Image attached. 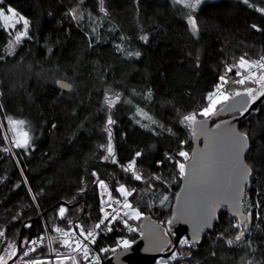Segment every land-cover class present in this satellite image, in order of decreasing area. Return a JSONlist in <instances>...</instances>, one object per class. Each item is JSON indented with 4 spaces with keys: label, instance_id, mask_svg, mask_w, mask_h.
<instances>
[{
    "label": "trees",
    "instance_id": "16d2710c",
    "mask_svg": "<svg viewBox=\"0 0 264 264\" xmlns=\"http://www.w3.org/2000/svg\"><path fill=\"white\" fill-rule=\"evenodd\" d=\"M8 7L29 21L30 38L9 54L14 37L0 17V229L5 231L0 255L7 251V241L20 247L40 237L44 243L28 256L56 255L52 249L66 252L47 236L60 237L55 228L69 230L79 224L90 229L98 222V180L107 182L113 198H122L116 191L121 185L135 189L128 199L165 228L169 248L175 233L167 223L181 177L168 157L176 159L175 151L185 144L180 119L205 104L225 64L244 54L252 60L264 56V13L258 10L264 0L203 1L191 12L197 35L189 29V11L172 0H103L105 11L99 0H0V9ZM73 9L75 18L69 14ZM145 35L147 42L140 39ZM136 52L139 57L128 55ZM59 78L69 81L71 90L59 89ZM105 95H119L120 100L109 109ZM139 108L149 120L138 121ZM7 115L30 123L29 148L9 147ZM109 116L115 122L110 127L117 163L105 160L107 152L100 147L108 143L104 128ZM239 129L249 137L245 159L252 175L242 200L245 215L251 214L250 227H231L239 220L223 208L194 247H181L178 241V259L172 264H236L246 252L264 264V102L239 122ZM136 152L141 153L136 169L144 181L121 168ZM169 191L172 197L161 206ZM61 205L67 209L63 219L58 216ZM103 229L90 245L100 264L112 254L101 253V248L115 247L120 237L138 236L122 224L111 232ZM240 231L245 235L229 246L226 241L235 240ZM31 246L25 243L20 253ZM77 258L88 264L80 254Z\"/></svg>",
    "mask_w": 264,
    "mask_h": 264
},
{
    "label": "snow or ice",
    "instance_id": "6c2138e0",
    "mask_svg": "<svg viewBox=\"0 0 264 264\" xmlns=\"http://www.w3.org/2000/svg\"><path fill=\"white\" fill-rule=\"evenodd\" d=\"M176 4L182 5L185 8L190 9L187 16V23L189 29L193 35H197L199 32V27L195 16L191 15V12L197 10L199 5L203 0H174ZM245 4L248 3V0H243ZM100 10L105 11L103 8V0H99ZM261 13H264V8L258 9ZM9 12L15 16V12L12 9H9ZM75 9H73L69 14L73 15L75 18ZM0 16H3V9H0ZM5 20L8 17H4ZM22 22V29L16 32L14 37V42H10L8 47L9 54H12L14 51V45H17L21 40L28 37V28L29 21L23 16H20L17 20V23ZM253 29L260 30L257 25L253 24L251 26ZM141 40L147 42L148 37L142 36ZM117 50H122L119 45H117ZM129 56L135 55L140 56L139 52L128 53ZM234 73L238 79L231 80L229 79L228 74ZM230 83L244 86V85H255L256 87H244L243 90L231 91L226 89V85ZM62 88L71 90L72 85L70 84H61ZM248 97L251 101H255L258 97L264 96V56L258 57L256 60H252L247 57L246 54L241 55L235 63L225 64L224 73L218 76V82L214 86L212 92H210L207 97V104L198 112H192L183 117L181 121L182 124L192 127L194 129L193 136L203 135L210 145L213 147L222 144L224 141H227L228 144V171H229V189L227 193H214L212 189L213 180L216 175V159L211 153H205L201 155L195 150L190 156L188 151L180 150L176 155L182 157L183 161L175 159V157L169 156V160H174V165L178 169V175L181 178H184L186 181V187L181 190V192L176 193L178 200L181 199L182 195L185 193H190L193 189H197L203 193L205 196L199 202L196 211L194 213H187L191 215L195 223L194 234L189 237H184L179 240V245L194 247L196 243L199 242V234L204 228H212V221L217 219V209L222 208L225 205H231V211L233 218L239 217L240 221L238 223L232 224L231 227L240 229L241 226L247 228L248 221L250 220L251 214L249 216H244L240 211V201L244 195V187L248 182V178L251 175L252 168L244 162L243 153L246 149L249 148V137L247 133L240 132L234 127L228 126L225 127L227 122H222L217 124L214 129H207V121L218 115V112L230 111L231 105L230 101L235 100L237 97ZM120 100L119 95H116L115 98H111L108 95H105V104L109 109L115 106V104ZM218 105H223L218 109ZM245 105L242 106L241 114L248 111V107ZM138 112L142 113V110L138 109ZM143 114V113H142ZM197 116L203 117V119H197ZM24 120H13L9 118V124L12 126L11 131L16 132L17 128H22L26 125ZM115 123L111 116L108 117L104 131L108 135V143L106 145H100L107 152V155L104 156L105 160L111 159L113 163H117L115 159L114 147L111 143L112 133L111 125ZM55 127V125H53ZM7 139V137H5ZM14 146L16 148L27 149L31 145V136L28 131H21L19 135L13 140ZM186 143V142H182ZM3 151L9 152L10 148H4ZM141 156L140 152H136L135 156L126 165H121L122 171L126 173H131V178L140 181L143 177L138 173L136 169V160ZM163 163L158 162V164ZM95 175V173H93ZM155 180H161L159 176H153ZM99 187L107 191V185L103 180H98ZM83 191V189H81ZM116 191L120 194L122 199L113 198L109 194V201L114 199V202L118 207L112 208V203L109 201H101L102 207L101 212L103 216L99 218L98 222L90 229H86L83 225L77 224L74 228L69 230L55 228L54 231L60 233V237L50 238L49 243L53 240H57L62 247L67 249L66 252L61 253L52 249L56 252L55 261L56 264H80V260L77 259V254H80L83 261H87L88 264H92L95 261V264H100V256L98 254L93 255L90 245H94L97 240L99 232L97 230L101 229V226L104 225V231L111 232L114 230L117 224H122L124 228L129 233L136 232L138 229L130 223V221H139L143 218V213L139 210L138 207H134L132 202L128 197L132 196L135 189H127L124 185H121ZM29 192L31 189L29 188ZM33 201H35L36 196H32ZM169 201L168 195H163V198L160 200V205L164 206L166 202ZM104 204H107L109 208H112V211L109 212L103 207ZM67 209L61 205L58 210V216L63 219L65 217ZM186 210L180 208L177 210V213L174 215L173 220L168 221V223L174 222L176 219H180L185 216ZM17 217H13L16 219ZM71 224V221H68ZM31 225H25V227H30ZM224 233L221 232L220 236L223 237ZM245 235L244 231H240L239 234L235 237V240H227L226 243L231 246ZM0 238H5V231L0 229ZM7 251L4 255H0V264H8L9 260H13L14 257L18 255L20 249L24 246L25 243L31 244L32 246L28 248L27 251L23 252V256H28L29 253L34 252L36 247L39 244L44 243V237H40L38 240L24 241L21 243L20 247H17L12 242L7 241ZM250 243V242H249ZM122 247L123 249H128L130 247V241L128 239H121L116 247L113 248H101L99 251L101 253L112 251L116 252V249ZM179 255H183L180 253ZM178 253L172 252L170 257L167 260H163L160 264H170V261L177 260ZM24 264H51L50 261L36 258L27 260Z\"/></svg>",
    "mask_w": 264,
    "mask_h": 264
},
{
    "label": "water",
    "instance_id": "95a60500",
    "mask_svg": "<svg viewBox=\"0 0 264 264\" xmlns=\"http://www.w3.org/2000/svg\"><path fill=\"white\" fill-rule=\"evenodd\" d=\"M61 84H70L71 83L65 79L59 78L56 80V85L59 89L64 91H69V89L62 88ZM247 102L248 111L241 114L242 106ZM264 102V96L258 97L255 101H251L248 97H237L235 100L230 101L231 110L218 112V115L211 117L214 119L210 123V119L207 121V129H214L217 124L222 122H227L225 127L231 126L236 130L242 132L239 129V122L253 113L260 104ZM224 107L219 105L218 109ZM203 119L202 118H198ZM192 128V127H191ZM192 148L190 151V156L195 150L201 155L205 153H211L216 159V175L213 180L212 191L214 193H227L229 189V171H228V144L227 141H224L222 144L213 147L208 143L203 135L193 136L194 129L192 128ZM249 143V141H248ZM248 149L243 153V160L247 163L245 155ZM248 164V163H247ZM249 165V164H248ZM252 175V172H251ZM251 175L248 178V182L251 178ZM247 182V184H248ZM246 184V185H247ZM244 187V195L245 188ZM186 187V181L184 178H181L180 185L176 193L181 192L182 189ZM175 193V194H176ZM243 195V197H244ZM205 196V193L193 189L190 193H185L182 195L181 199L178 200L176 195L174 196L172 205L170 220H173L174 215L177 213V210L184 208L186 210L185 216L180 219L174 220L172 223H167L169 230L173 231L175 234L173 236V243L168 248L170 238L165 232V228L150 214L143 215V218L140 220L139 228L140 234L130 242V247L128 249H123L120 247L116 250L115 253H112L107 259L102 261V264H156V261L159 257L169 256L174 252L179 239L181 236L185 235L186 237L191 238L195 231V223L191 215L187 213H194L196 208ZM243 197L240 201V211L245 215L243 211L244 203ZM225 208L227 213L233 217L231 211V205L222 206V208L217 209V217ZM240 221L239 217H236ZM216 222V219L212 221L213 227ZM212 227V228H213ZM212 228H204L199 234V240L202 235L211 230ZM168 248V249H167Z\"/></svg>",
    "mask_w": 264,
    "mask_h": 264
},
{
    "label": "rangeland",
    "instance_id": "374dc122",
    "mask_svg": "<svg viewBox=\"0 0 264 264\" xmlns=\"http://www.w3.org/2000/svg\"><path fill=\"white\" fill-rule=\"evenodd\" d=\"M173 2H174V0H172ZM203 1H205V0H203ZM175 3V2H174ZM176 4V3H175ZM176 5H178V6H180V7H183L182 5H179V4H176ZM184 9H186V10H188L189 12L191 11L190 9H188V8H185V7H183ZM9 9H12V10H14L12 7H8L7 8V10L6 11H4L3 10V16H0L1 17V20H2V24H3V26L8 30V31H10L12 34H13V37H15V34H16V32H18V31H20L21 29H22V27L20 26L21 24H22V22H20V23H17V20L19 19V17H20V15L14 10V12H15V16H13L12 15V13L11 12H9ZM4 17H8V19L7 20H5L4 19ZM235 79H238V77L237 78H235ZM231 80H234V79H231ZM230 80V81H231ZM244 87H256L255 85H252V84H249V85H244V86H240V85H236V84H232V83H230L229 85H226V89H228V90H231V91H235V90H243V88ZM206 104H207V100H206V102H205V104L202 106V107H200L199 109H197V110H193V111H191V112H189V113H187V114H184L183 116H182V118L180 119V123H181V121L183 120V117L185 116V115H188V114H190V113H192V112H198L200 109H202L204 106H206ZM219 106V105H218ZM217 106V107H218ZM140 109V108H139ZM140 110H142V109H140ZM143 113V114H142ZM142 113L141 112H138V109H137V114H138V121L140 122V123H143L142 122V120L143 119H146V120H149L148 118V114L146 113V112H144L143 110H142ZM9 118H11V119H13V120H24V121H26L27 123H26V125H24V126H22V128H17V130H16V132H13V131H11L10 130V128L12 127L10 124H9ZM198 118H202V117H200V116H197V119ZM151 119V118H150ZM6 124H7V129H6V133H5V137H7V139H6V142L8 143V145H9V147L10 148H12V147H14V143H13V140L19 135V133L21 132V131H28L29 132V135L31 136L32 135V133H33V129H32V126L30 125V123L25 119V118H23V117H18V116H14V115H7V117H6ZM181 125L183 126V128H184V132H185V135H186V138H185V144L184 145H182L181 147H179L178 148V150H176L175 152H176V154L180 151V150H185V151H188L189 152V154H190V149H191V147L192 146H190V148L188 149L187 147V145H188V142H189V140H190V136H191V134H192V128L191 127H188V126H186V125H184V124H182L181 123ZM176 159H179V160H181V161H183V158L182 157H178L177 156V158ZM146 178H143V181L145 180ZM250 181V180H249ZM107 183V182H106ZM101 192H103L104 191V189H102L101 188ZM107 192H108V196H109V194L111 195V192H110V190H109V188H108V184H107ZM168 196H169V200H170V198L172 197V194H171V192L169 191L168 192ZM112 197V196H111ZM101 198H102V194H101ZM120 199H122V198H120ZM103 199H101V201H102ZM109 200V199H108ZM103 201H105V200H103ZM110 203H112V208H116V207H118V205H116L115 204V202H114V199L112 200V201H109ZM133 204V203H132ZM149 204H152V201L151 200H149ZM101 206H102V204H101ZM133 206L134 207H136L134 204H133ZM103 207L105 208V210H107V211H109V212H111L112 211V208H109L108 207V205L107 204H104L103 205ZM102 216H103V213H102ZM130 223L131 224H133L137 229H138V227H139V221H130ZM102 226H104V225H102ZM248 226L250 227V220L248 221V224H247V228L246 229H248ZM136 233H137V235H139L140 234V229L138 230V231H136ZM47 239H48V242H49V237L47 236ZM130 242H132L134 239L132 238V240H130V239H128ZM116 247V246H115ZM120 248V247H119ZM119 248H117V249H119ZM116 249V250H117ZM25 251V249L23 250V252ZM113 253V252H112ZM1 255H4V253L3 254H1ZM170 257V255L169 256H164V257H159L158 259H157V261H156V264H160V262L161 261H163V260H167L168 258ZM36 258H41V259H46V260H48V261H50L51 262V264H54V261H55V255L54 254H52V253H49L47 256H45V257H40V256H36V257H31V256H23V254H21L20 252L18 253V255L16 256V257H14L13 258V260H11V262H8V264H19L20 262H25V261H27V260H31V259H36ZM78 259V258H77ZM170 264H172V261H170ZM236 264H258V262L252 257V256H250V254L248 253V252H246L244 255H243V257L242 258H240L238 261H237V263Z\"/></svg>",
    "mask_w": 264,
    "mask_h": 264
},
{
    "label": "bare ground",
    "instance_id": "6f19581e",
    "mask_svg": "<svg viewBox=\"0 0 264 264\" xmlns=\"http://www.w3.org/2000/svg\"><path fill=\"white\" fill-rule=\"evenodd\" d=\"M101 194H102V199L103 200L107 201L109 199V196H108V192L107 191L104 190Z\"/></svg>",
    "mask_w": 264,
    "mask_h": 264
},
{
    "label": "built area",
    "instance_id": "2783aa9c",
    "mask_svg": "<svg viewBox=\"0 0 264 264\" xmlns=\"http://www.w3.org/2000/svg\"><path fill=\"white\" fill-rule=\"evenodd\" d=\"M104 181V180H103ZM105 182V181H104ZM105 184L107 185V183L105 182ZM98 187H99V184H98ZM99 191H100V197H101V188L99 187ZM102 199V198H101ZM107 201H109V200H107ZM103 228V226H101V229ZM101 229H99V230H101ZM98 231V230H97ZM121 239H123L122 237H120L119 239H118V242L121 240Z\"/></svg>",
    "mask_w": 264,
    "mask_h": 264
}]
</instances>
